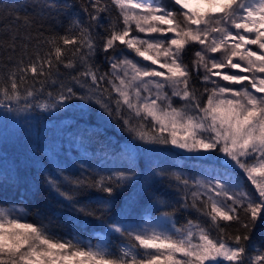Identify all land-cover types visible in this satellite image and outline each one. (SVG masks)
<instances>
[{
    "label": "snow or ice",
    "instance_id": "snow-or-ice-1",
    "mask_svg": "<svg viewBox=\"0 0 264 264\" xmlns=\"http://www.w3.org/2000/svg\"><path fill=\"white\" fill-rule=\"evenodd\" d=\"M5 10L0 120L69 122L0 174V264H264V0Z\"/></svg>",
    "mask_w": 264,
    "mask_h": 264
},
{
    "label": "trees",
    "instance_id": "trees-1",
    "mask_svg": "<svg viewBox=\"0 0 264 264\" xmlns=\"http://www.w3.org/2000/svg\"><path fill=\"white\" fill-rule=\"evenodd\" d=\"M22 0H0V4L3 5H15L16 3H20ZM164 3H169V0H164ZM10 23V19L7 16V11L0 12V28L3 25H7ZM107 67L106 65L104 66ZM69 121L67 117L58 119L55 114L52 115L50 119H32L30 129H26V122L21 120H12L9 119L7 121L0 120V145H3V151L0 152V174L7 175L9 169L14 168V161L17 159L21 152V144L24 143L29 137L32 140H39L42 145L45 141V131L47 130V136L50 138L52 135V130L63 127ZM22 130H24L22 132ZM23 135V140L21 136ZM59 145V141H57V146ZM44 153L49 154L48 146L43 147ZM159 155L167 156V152H160ZM174 163L182 164L183 160L181 157H169ZM37 165L36 167H39ZM31 176L29 179L31 180ZM37 180H40V177H36ZM251 187V186H250ZM7 197L9 199L15 198V190H10L7 192L0 191V198ZM27 202L31 206L39 205L42 210L51 212H56L57 206L55 202L51 199L46 189L43 188L42 185H37L36 188L33 189L31 193L28 194ZM31 219V217H30ZM71 220L70 217H66L61 215L59 223L61 228L59 229L62 233L67 232L71 228ZM181 222L183 220L181 219ZM256 238H260V230H257Z\"/></svg>",
    "mask_w": 264,
    "mask_h": 264
}]
</instances>
